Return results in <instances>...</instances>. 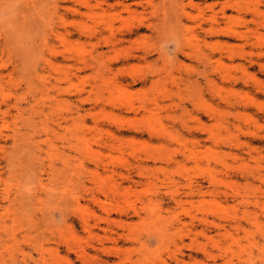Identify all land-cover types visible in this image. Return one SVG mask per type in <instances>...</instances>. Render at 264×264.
Segmentation results:
<instances>
[{
	"label": "rangeland",
	"instance_id": "1",
	"mask_svg": "<svg viewBox=\"0 0 264 264\" xmlns=\"http://www.w3.org/2000/svg\"><path fill=\"white\" fill-rule=\"evenodd\" d=\"M0 264H264V0H0Z\"/></svg>",
	"mask_w": 264,
	"mask_h": 264
},
{
	"label": "bare ground",
	"instance_id": "2",
	"mask_svg": "<svg viewBox=\"0 0 264 264\" xmlns=\"http://www.w3.org/2000/svg\"><path fill=\"white\" fill-rule=\"evenodd\" d=\"M184 12H185V10H184Z\"/></svg>",
	"mask_w": 264,
	"mask_h": 264
}]
</instances>
